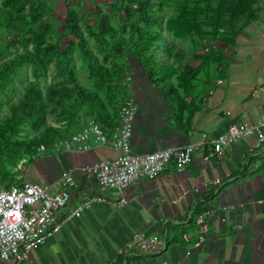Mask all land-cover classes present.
<instances>
[{
	"label": "crops",
	"instance_id": "1",
	"mask_svg": "<svg viewBox=\"0 0 264 264\" xmlns=\"http://www.w3.org/2000/svg\"><path fill=\"white\" fill-rule=\"evenodd\" d=\"M252 9L253 19L225 43V58L189 93L176 96L142 76L135 81L133 152L198 142L192 161L183 168L171 162L158 176L130 184L122 206L113 205L115 192L105 191L104 201L66 221L24 264H264V146L253 148L256 135H247L209 156L229 124L264 119V0ZM117 153L103 145L45 152L25 179L53 182L72 170L77 186L57 213L62 220L82 192L97 194L95 176L83 167ZM204 210L211 213L199 242L196 218ZM140 231L158 234L154 249L127 247Z\"/></svg>",
	"mask_w": 264,
	"mask_h": 264
},
{
	"label": "rangeland",
	"instance_id": "2",
	"mask_svg": "<svg viewBox=\"0 0 264 264\" xmlns=\"http://www.w3.org/2000/svg\"><path fill=\"white\" fill-rule=\"evenodd\" d=\"M258 2L0 0V182L34 175L41 142L57 153L92 121L111 124L146 72L189 93L246 19L231 14Z\"/></svg>",
	"mask_w": 264,
	"mask_h": 264
},
{
	"label": "built area",
	"instance_id": "3",
	"mask_svg": "<svg viewBox=\"0 0 264 264\" xmlns=\"http://www.w3.org/2000/svg\"><path fill=\"white\" fill-rule=\"evenodd\" d=\"M137 111L134 96H126L118 110V117L112 124H91L78 131L71 140L55 144L57 152L64 150H86L92 146L103 145L118 151L115 157L105 158L83 170L95 176L97 194L82 192L79 202L70 209L62 220L57 213L65 209L71 200L72 187H76L72 170L62 171L58 180L38 182L21 179L10 184L0 182V260L13 264H24L29 253L38 245L44 244L69 219L80 216L83 210L95 202L104 201V192L113 191L118 197L114 206L127 203L123 192L139 180H147L161 174L174 162L178 167L188 165L199 143L185 146L161 148L152 152L138 154L131 147V135ZM256 135L253 148L264 146V119L255 123L239 121L229 124L226 132L213 140L209 156L212 157L229 144L247 135ZM46 143L41 142L32 148L34 157H40L47 151ZM209 210H204L196 218L202 234L199 242L205 240L208 231ZM158 234L137 232L127 245L140 251H149L156 247Z\"/></svg>",
	"mask_w": 264,
	"mask_h": 264
},
{
	"label": "trees",
	"instance_id": "4",
	"mask_svg": "<svg viewBox=\"0 0 264 264\" xmlns=\"http://www.w3.org/2000/svg\"><path fill=\"white\" fill-rule=\"evenodd\" d=\"M253 6H254V5H251V6H248V7H247V6H246V7H243V8H241V9L239 10L240 12L235 13V15H234V13L231 14L233 20H234V18L237 17V15H244V16H246V19H245L242 23H239L237 26H235L234 29H232V31H231V38H230V39H232V36H233L234 34H236V32H238V30H240L242 27H244L245 25H247V23H249V22L253 19V17H254V10L252 9ZM146 76H147L149 79H151L153 82H155V83H157V84H160L156 72H149V73L146 72ZM161 85H162V84H161ZM162 86H163V85H162ZM163 87H164V86H163ZM164 88H165V87H164ZM165 90H166L167 92L170 91L169 88H165ZM171 93H172V92H171ZM176 96H179V95L176 94ZM117 117H118V113H117L116 118H114V119L111 121V124H112L113 122L116 121ZM30 151H31V150H30ZM1 183H2V182H1Z\"/></svg>",
	"mask_w": 264,
	"mask_h": 264
}]
</instances>
